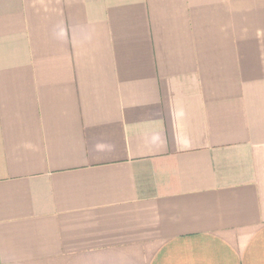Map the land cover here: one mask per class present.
Returning a JSON list of instances; mask_svg holds the SVG:
<instances>
[{
	"label": "crops",
	"instance_id": "crops-1",
	"mask_svg": "<svg viewBox=\"0 0 264 264\" xmlns=\"http://www.w3.org/2000/svg\"><path fill=\"white\" fill-rule=\"evenodd\" d=\"M0 264H264V0H0Z\"/></svg>",
	"mask_w": 264,
	"mask_h": 264
}]
</instances>
